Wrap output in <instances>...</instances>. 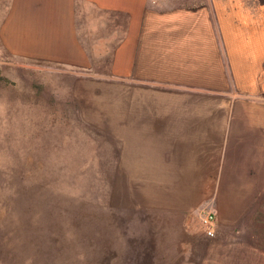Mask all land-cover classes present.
<instances>
[{"label": "rangeland", "instance_id": "rangeland-1", "mask_svg": "<svg viewBox=\"0 0 264 264\" xmlns=\"http://www.w3.org/2000/svg\"><path fill=\"white\" fill-rule=\"evenodd\" d=\"M91 3L0 0V264H201L156 237L172 177L154 174L152 144L124 122L171 97L124 91L106 10ZM253 232L264 248V221Z\"/></svg>", "mask_w": 264, "mask_h": 264}, {"label": "crops", "instance_id": "crops-1", "mask_svg": "<svg viewBox=\"0 0 264 264\" xmlns=\"http://www.w3.org/2000/svg\"><path fill=\"white\" fill-rule=\"evenodd\" d=\"M91 4L106 10L109 56L122 65L124 91H153L173 103L128 107L144 117L124 121L152 144L154 174L172 177L169 204L155 213L169 227L154 229L156 237L170 240L172 256L187 247L201 264L207 250L230 264H255L264 257L253 232L264 221V0ZM211 210L214 237L202 225ZM249 222L252 230L241 224Z\"/></svg>", "mask_w": 264, "mask_h": 264}, {"label": "built area", "instance_id": "built-area-1", "mask_svg": "<svg viewBox=\"0 0 264 264\" xmlns=\"http://www.w3.org/2000/svg\"><path fill=\"white\" fill-rule=\"evenodd\" d=\"M202 225L208 237H214L216 235L217 215L214 210L207 211L202 216Z\"/></svg>", "mask_w": 264, "mask_h": 264}]
</instances>
